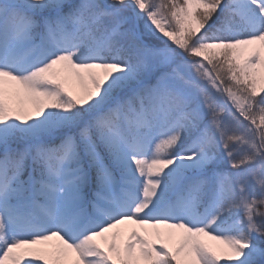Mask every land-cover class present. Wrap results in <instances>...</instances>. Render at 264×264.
<instances>
[{"label": "snow or ice", "instance_id": "1", "mask_svg": "<svg viewBox=\"0 0 264 264\" xmlns=\"http://www.w3.org/2000/svg\"><path fill=\"white\" fill-rule=\"evenodd\" d=\"M0 264H264V0H0Z\"/></svg>", "mask_w": 264, "mask_h": 264}, {"label": "rangeland", "instance_id": "2", "mask_svg": "<svg viewBox=\"0 0 264 264\" xmlns=\"http://www.w3.org/2000/svg\"><path fill=\"white\" fill-rule=\"evenodd\" d=\"M209 243H215V242L209 241Z\"/></svg>", "mask_w": 264, "mask_h": 264}]
</instances>
